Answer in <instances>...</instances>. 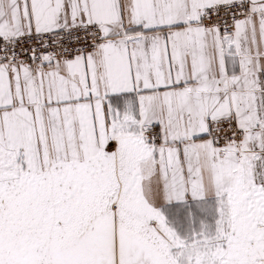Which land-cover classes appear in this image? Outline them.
<instances>
[{"label": "snow or ice", "instance_id": "1", "mask_svg": "<svg viewBox=\"0 0 264 264\" xmlns=\"http://www.w3.org/2000/svg\"><path fill=\"white\" fill-rule=\"evenodd\" d=\"M0 264H264V0H0Z\"/></svg>", "mask_w": 264, "mask_h": 264}]
</instances>
